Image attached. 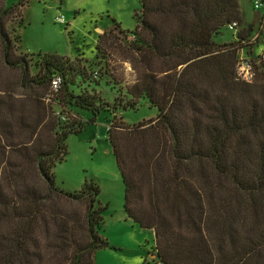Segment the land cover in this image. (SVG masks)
I'll return each instance as SVG.
<instances>
[{"label":"trees","instance_id":"trees-1","mask_svg":"<svg viewBox=\"0 0 264 264\" xmlns=\"http://www.w3.org/2000/svg\"><path fill=\"white\" fill-rule=\"evenodd\" d=\"M139 3L131 49L146 71L126 88V104H110L96 90L98 80L66 57L43 55L28 79V62L13 45H21L24 18L14 39L5 28L27 0H0V60L19 70L33 92L43 90L35 94L32 123L20 116L16 130L15 112L0 102L8 114L0 116V264H95V252L109 246L100 237L99 187L85 181L70 193L56 184L68 137L84 129L65 117L68 108L93 115L90 123L112 109L107 137L123 209L139 228L154 231V264H264V61L254 65L251 84L235 74L239 51L257 59L264 42L249 41L264 13L245 38L218 46L223 29L232 23L239 29L237 0ZM140 100L157 116L117 125L115 112L134 110Z\"/></svg>","mask_w":264,"mask_h":264},{"label":"rangeland","instance_id":"rangeland-1","mask_svg":"<svg viewBox=\"0 0 264 264\" xmlns=\"http://www.w3.org/2000/svg\"><path fill=\"white\" fill-rule=\"evenodd\" d=\"M20 1L10 0V3ZM237 1L242 18L239 29L235 33L223 29L215 39L218 46H228L236 39L245 38L248 25L256 24L261 17L253 8V2L261 0ZM139 9V0H27L23 11L5 28L14 39L19 33L18 17L24 18L21 45H13L15 54L28 62V79L36 77L43 55L66 57L84 67L92 80H98L96 90L110 104L113 101L126 104L130 100L126 88L133 86L146 71L135 49H131L134 41L131 33L136 28L134 16ZM58 18H63V22H58ZM260 48H264V44L256 48L257 53ZM260 70L258 67L257 79ZM29 87L27 81L22 83L19 70L7 69L0 60V102L15 112L12 116L15 130L20 116L28 124L32 123L35 94L43 92L36 90L35 93ZM53 109L56 113L61 110L56 106ZM68 109L70 112L66 111L65 117L79 119L84 129L68 137L67 156L56 165L54 176L57 186L70 193L79 191L85 181L99 187L97 201L105 209L100 237L107 240L109 246L95 252V264H154V231L139 228L126 217L123 209L124 187L107 137L114 116L112 109L97 116L92 123L90 113ZM3 111L0 116L3 114L2 119H8ZM156 116L157 110L150 108L146 100H140L134 110L116 111L115 122L132 127ZM14 135L18 136L17 132Z\"/></svg>","mask_w":264,"mask_h":264},{"label":"built area","instance_id":"built-area-1","mask_svg":"<svg viewBox=\"0 0 264 264\" xmlns=\"http://www.w3.org/2000/svg\"><path fill=\"white\" fill-rule=\"evenodd\" d=\"M253 8L260 14L264 13L263 8L264 4L262 3V0L254 1L253 2ZM58 22H63V18H58ZM262 25L257 32H255L250 38L249 43L254 44L256 42L259 43V41L264 42V22H262ZM227 30L230 32H237V25L236 23H232L227 26ZM262 45L259 43V46ZM260 61H264V48H260V51L257 55V59L255 62L251 59V57L245 55L243 51H239L237 56V64L235 68V74H236V80L239 82H243L246 84H251L255 78L256 73L254 70V65H257ZM58 88V81H54L52 85V89L56 91Z\"/></svg>","mask_w":264,"mask_h":264}]
</instances>
